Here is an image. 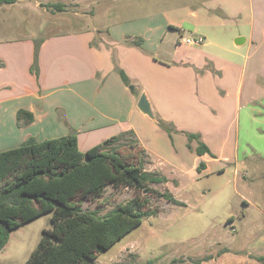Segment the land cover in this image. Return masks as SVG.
Segmentation results:
<instances>
[{
    "label": "crops",
    "instance_id": "crops-1",
    "mask_svg": "<svg viewBox=\"0 0 264 264\" xmlns=\"http://www.w3.org/2000/svg\"><path fill=\"white\" fill-rule=\"evenodd\" d=\"M199 1L200 7L166 12L161 25L148 18L126 30L104 25L58 32L53 24L28 36L17 27L21 34L12 38V27H0V152L29 138L69 135L84 152L132 131L148 159L189 158V165L176 168L193 179L211 163L228 161L237 189L246 159L240 157V143L264 139V0ZM86 2L43 0L35 7L56 22L48 5L61 3L65 11L68 5L76 15ZM16 3L0 6V25ZM182 27L191 35L184 37ZM182 38L202 42L188 45ZM136 39L142 40L140 47L132 43ZM142 94L154 118L174 125L172 137L138 109ZM19 110L30 112L33 122L19 126ZM185 133H199L211 155L198 156L194 140L189 149ZM200 162L205 166L198 174Z\"/></svg>",
    "mask_w": 264,
    "mask_h": 264
},
{
    "label": "rangeland",
    "instance_id": "rangeland-1",
    "mask_svg": "<svg viewBox=\"0 0 264 264\" xmlns=\"http://www.w3.org/2000/svg\"><path fill=\"white\" fill-rule=\"evenodd\" d=\"M37 1L43 0H16L11 17L0 27H12V38L21 34L15 32L17 27L28 36L37 30L43 34L53 24H58V32L104 25L126 30L147 22L148 18L161 25L166 12L203 4L199 0H86L76 15L73 10L68 11V5L65 12L47 8L58 17L55 22L53 16L35 7ZM182 28L184 37L191 35L186 27ZM174 133L175 130L170 133L171 137ZM240 157L246 159L242 161L245 167L239 169L243 178H239L237 189L234 165L228 161L211 163L208 171L200 175L201 169L193 179L176 168L189 165L191 160L187 157H151L152 162L148 159L154 169L147 163V171L170 179L165 185L153 187L161 192L168 190L180 204L149 197L150 208L158 213L145 219L93 264H263L259 258H264V215L258 205L264 209V139H253L250 146L241 142ZM138 195L131 189L108 187L102 197L84 201L82 208L96 210L102 216ZM240 195L250 202L249 207L243 206ZM50 217L48 213L14 229L0 252V264H24L42 230L50 228ZM230 217L234 218L232 223L227 222Z\"/></svg>",
    "mask_w": 264,
    "mask_h": 264
},
{
    "label": "trees",
    "instance_id": "trees-1",
    "mask_svg": "<svg viewBox=\"0 0 264 264\" xmlns=\"http://www.w3.org/2000/svg\"><path fill=\"white\" fill-rule=\"evenodd\" d=\"M16 0H0V6ZM64 12L61 3L47 6ZM142 45L141 39L132 42ZM119 75L124 83L128 78ZM17 124L26 126L33 115L25 110L16 114ZM169 135L176 131L171 123L155 118ZM188 148L197 142L198 156L211 155L199 133H185ZM148 156L132 131L122 132L82 152L74 135L35 141L25 140L19 147L0 152V252L10 233L27 222L50 213V228L41 237L24 264H93L96 259L143 221L158 213L150 208L149 197L178 202L165 185L167 179L145 169ZM200 162L197 172L204 169ZM127 188L139 194L100 216L84 210L82 203L100 198L106 189ZM143 197H141V196ZM264 264V258H259Z\"/></svg>",
    "mask_w": 264,
    "mask_h": 264
},
{
    "label": "water",
    "instance_id": "water-1",
    "mask_svg": "<svg viewBox=\"0 0 264 264\" xmlns=\"http://www.w3.org/2000/svg\"><path fill=\"white\" fill-rule=\"evenodd\" d=\"M137 107L144 115L148 116L151 119H155L145 94H142L139 97Z\"/></svg>",
    "mask_w": 264,
    "mask_h": 264
},
{
    "label": "built area",
    "instance_id": "built-area-1",
    "mask_svg": "<svg viewBox=\"0 0 264 264\" xmlns=\"http://www.w3.org/2000/svg\"><path fill=\"white\" fill-rule=\"evenodd\" d=\"M181 42L184 43V44H190V45H193V44H200L202 42V39L199 38V39H185V38H182L181 39Z\"/></svg>",
    "mask_w": 264,
    "mask_h": 264
}]
</instances>
